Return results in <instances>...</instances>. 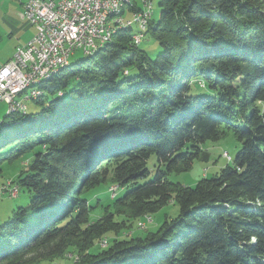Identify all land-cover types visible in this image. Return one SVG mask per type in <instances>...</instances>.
<instances>
[{
  "label": "trees",
  "instance_id": "1",
  "mask_svg": "<svg viewBox=\"0 0 264 264\" xmlns=\"http://www.w3.org/2000/svg\"><path fill=\"white\" fill-rule=\"evenodd\" d=\"M158 5L144 31L162 50L154 58L132 28L117 30L36 85L40 112L24 103L0 121V173L25 162L13 183L30 195L0 225V264L41 249L55 256L38 264H264V0ZM228 133L240 146L217 174L168 180ZM108 176L131 220L169 202L178 215L154 232L110 212L90 222V192Z\"/></svg>",
  "mask_w": 264,
  "mask_h": 264
},
{
  "label": "rangeland",
  "instance_id": "2",
  "mask_svg": "<svg viewBox=\"0 0 264 264\" xmlns=\"http://www.w3.org/2000/svg\"><path fill=\"white\" fill-rule=\"evenodd\" d=\"M136 1L137 0L134 1L131 0L129 6L125 7L124 12L126 13V11H133L134 10L133 4ZM26 2L27 0H0V65L13 56L16 46L22 45L26 41L30 40L36 32L35 28L31 26L29 22L22 17L23 4H25ZM139 5L141 6V4H138V7ZM151 8H152L153 16L151 15L150 19L152 18V21L156 23L159 19V15L161 12V8L158 5V0H152ZM125 18H130V16L128 14H125ZM131 28H132V34H134L133 41H135L136 38H138L137 36L138 34H140V37H142L143 31L140 32L136 24H132ZM138 48L146 52V54L150 58H154L157 54H159L162 51L159 44L149 34H144L143 39L139 44ZM85 56L87 55L83 54L82 52H76L70 58L69 64L75 63L77 61H81L85 59ZM56 73L52 74V77ZM52 84L53 83L50 81L46 82V85L48 87L52 86ZM30 93H31V88L28 89L26 93L20 94V96L24 99L23 100V103H25L24 105L25 106L27 105L28 107V113L40 112L43 109V107L34 104L31 101L34 98L31 97ZM18 97L19 96L17 95V99ZM26 112H27V108H26ZM14 113L25 114L22 112H14ZM7 114H11L8 112V107H7ZM5 115H6V105L3 102H0V121ZM239 146L240 144L236 141V139L231 133L226 134L222 139H220L217 142H206L202 146V150L208 152L207 162L196 160L193 162L189 170L181 171L178 173L176 172L170 173L167 178L169 181L174 183H179L182 186L194 187L197 184V182L200 181L201 179L210 178L214 176L226 165H228L231 162V159L234 157L237 150L239 149ZM9 163L10 164H4V166L2 167L3 170H1L0 173V184L1 182L2 184L0 186V189L6 184L7 185L12 184L13 186L11 187L12 188L15 187V188H14V193L6 192L4 197L0 199V225L8 220V218L11 216L12 212L16 208L26 207L28 206L30 201V195L28 193L19 192L18 196L16 197L18 188L13 183V178L18 173L17 170H19V165L22 164V166H25V162L20 164L19 162H16L18 163L17 165L13 161ZM155 163H156L155 158L152 157L148 162V168L150 170H153V166ZM14 167L15 169H11ZM111 181H112L111 177L108 176L106 182H104L99 187L91 190L90 194L92 200L90 201V207H89L90 222L92 220L99 218L102 213L108 214L110 212L112 213L111 216L113 217L114 220L118 222L123 221L122 224L124 223V225L133 223L135 230L140 229L139 227L142 226L141 230H145V228H147V230H149L150 232H154L163 222L165 217L175 218L178 215V207L173 202H169L166 206L161 208L153 215H145L135 220H131L129 214L126 211L113 205L114 201L116 200L115 197L117 198L118 196H122L124 190H119L117 186L113 184V182ZM139 233L140 236L141 234H144V232H139ZM101 245L105 246L103 242L101 243ZM61 253H63V250L62 251L60 250L59 254ZM47 256H49L48 259H52V258L54 259L55 255L51 253L48 255L47 251L44 249L36 250L34 253L29 254L27 256L23 264H38ZM68 258L69 257L67 256V258L65 257L64 259H68Z\"/></svg>",
  "mask_w": 264,
  "mask_h": 264
},
{
  "label": "built area",
  "instance_id": "3",
  "mask_svg": "<svg viewBox=\"0 0 264 264\" xmlns=\"http://www.w3.org/2000/svg\"><path fill=\"white\" fill-rule=\"evenodd\" d=\"M118 0H27L23 4V17L35 28L34 36L15 49L13 56L0 67V101L7 107L9 94L14 87L25 85L45 69L55 68L61 60L77 50L86 51L88 45H96L102 38L101 13L113 9ZM138 4H141V6ZM151 0H138L133 11H126L115 24L137 23L143 27L150 19ZM136 38L133 43H140ZM12 184L0 189V199L6 192H13Z\"/></svg>",
  "mask_w": 264,
  "mask_h": 264
},
{
  "label": "bare ground",
  "instance_id": "4",
  "mask_svg": "<svg viewBox=\"0 0 264 264\" xmlns=\"http://www.w3.org/2000/svg\"><path fill=\"white\" fill-rule=\"evenodd\" d=\"M130 3H131V0H118V3L113 5V9L109 11H105L104 13H101L100 25H103L102 26V38L103 39H101L98 43H96V45H88L87 50L83 52L92 53L97 48L109 42L112 39V35L114 34V32H116V30L130 29L132 24H136L139 30L143 31V27L138 25L137 23H121V24H117V26L115 24L116 20L123 19V17L125 16V12H124L125 7L129 6ZM151 15H152V8L150 9V17ZM146 26L147 24L145 25V28ZM137 36L138 38H141L140 34H138ZM67 64H68V59L61 60L55 68L45 69L40 76L35 77V78H29L26 81L25 85H22L21 87H14L13 90H11V93L9 94V103H13V106L8 107V112L11 113L14 111H21L22 108L24 107L23 106L24 99L20 96V94L26 93V91L31 88V93H30L31 97L33 98L37 97L39 95V90L35 86L41 82H44L45 80H48L52 76V74H54L59 68L65 67L67 66ZM17 95L19 96L18 99H17ZM141 227L142 226H140L139 228L141 229Z\"/></svg>",
  "mask_w": 264,
  "mask_h": 264
},
{
  "label": "water",
  "instance_id": "5",
  "mask_svg": "<svg viewBox=\"0 0 264 264\" xmlns=\"http://www.w3.org/2000/svg\"><path fill=\"white\" fill-rule=\"evenodd\" d=\"M120 31V30H119ZM116 32H118V31H116ZM115 32V33H116ZM145 33V32H144ZM144 33L142 34V37H141V40H140V43H141V41H142V39H143V36H144ZM133 35L134 34H132V39H133ZM112 40V39H111ZM111 42V41H110ZM109 43V42H108ZM139 43V44H140ZM139 44H137V45H139ZM105 45V44H104ZM135 45V44H134ZM76 52H82L83 53V51H81V50H77V51H74L69 57H68V62H69V60H70V58L76 53ZM84 54V53H83ZM49 81V80H48ZM47 81V82H48ZM44 83H46V82H44ZM27 89V88H26ZM62 94L61 93H58V96H61ZM0 102H3L5 105H6V112H7V104L4 102V101H0ZM26 108H27V110H28V107H27V105H26ZM102 248L103 247H105V246H101Z\"/></svg>",
  "mask_w": 264,
  "mask_h": 264
},
{
  "label": "crops",
  "instance_id": "6",
  "mask_svg": "<svg viewBox=\"0 0 264 264\" xmlns=\"http://www.w3.org/2000/svg\"><path fill=\"white\" fill-rule=\"evenodd\" d=\"M22 17H23V15H22ZM24 18V17H23ZM25 19V18H24ZM29 41V40H28ZM28 41H26L25 43H27ZM25 43H23L22 45H24ZM19 46H21V45H19ZM18 46H16V48H17ZM10 60V58L9 59H7L3 64H1L0 65V67L2 66V65H4L7 61H9ZM2 183V182H1ZM148 225V224H147Z\"/></svg>",
  "mask_w": 264,
  "mask_h": 264
}]
</instances>
